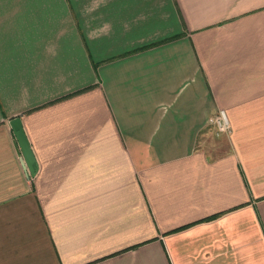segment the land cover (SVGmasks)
Listing matches in <instances>:
<instances>
[{"label": "crops", "instance_id": "1", "mask_svg": "<svg viewBox=\"0 0 264 264\" xmlns=\"http://www.w3.org/2000/svg\"><path fill=\"white\" fill-rule=\"evenodd\" d=\"M0 264H264V0H0Z\"/></svg>", "mask_w": 264, "mask_h": 264}, {"label": "water", "instance_id": "2", "mask_svg": "<svg viewBox=\"0 0 264 264\" xmlns=\"http://www.w3.org/2000/svg\"><path fill=\"white\" fill-rule=\"evenodd\" d=\"M14 136L15 146L21 157L22 165L29 176H32L35 169L34 159L26 142L20 122L17 118H13L8 123Z\"/></svg>", "mask_w": 264, "mask_h": 264}, {"label": "built area", "instance_id": "3", "mask_svg": "<svg viewBox=\"0 0 264 264\" xmlns=\"http://www.w3.org/2000/svg\"><path fill=\"white\" fill-rule=\"evenodd\" d=\"M213 124L215 127V135H219L220 133L227 134L229 132L228 126L222 111H219L217 116L213 120Z\"/></svg>", "mask_w": 264, "mask_h": 264}]
</instances>
